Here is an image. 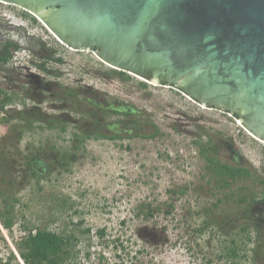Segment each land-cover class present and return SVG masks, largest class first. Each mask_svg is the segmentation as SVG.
<instances>
[{
    "label": "rangeland",
    "instance_id": "obj_1",
    "mask_svg": "<svg viewBox=\"0 0 264 264\" xmlns=\"http://www.w3.org/2000/svg\"><path fill=\"white\" fill-rule=\"evenodd\" d=\"M1 47L0 264H26L43 229L79 236L64 264H262L264 144L232 115L72 51L17 6L0 4ZM212 141L241 172L203 156Z\"/></svg>",
    "mask_w": 264,
    "mask_h": 264
},
{
    "label": "water",
    "instance_id": "obj_2",
    "mask_svg": "<svg viewBox=\"0 0 264 264\" xmlns=\"http://www.w3.org/2000/svg\"><path fill=\"white\" fill-rule=\"evenodd\" d=\"M0 1L72 49L232 115L264 142V0Z\"/></svg>",
    "mask_w": 264,
    "mask_h": 264
},
{
    "label": "trees",
    "instance_id": "obj_3",
    "mask_svg": "<svg viewBox=\"0 0 264 264\" xmlns=\"http://www.w3.org/2000/svg\"><path fill=\"white\" fill-rule=\"evenodd\" d=\"M42 45L44 46V43ZM15 47L18 48L17 45ZM10 57L11 55L8 53L5 57L0 56V60L2 59L4 62H7ZM58 61L61 60L59 59ZM89 114H91L90 120L94 127L90 133L82 132L88 135L97 134L100 128L98 115L94 113ZM201 153L209 162L220 164L225 170L230 171L233 176L236 175V171H242L241 167L236 169V165L238 164L233 168L227 164L226 160L220 155L221 152L218 149V144L214 141L202 145ZM33 172H36V170H33ZM81 225L82 222H78L75 226L80 227ZM90 232L89 228L82 230L84 234H89ZM79 241V236L76 234L63 235L47 229L37 230L34 234L29 232V235L21 244V256L26 264H64L71 259L72 253L78 246Z\"/></svg>",
    "mask_w": 264,
    "mask_h": 264
},
{
    "label": "flooded vegetation",
    "instance_id": "obj_4",
    "mask_svg": "<svg viewBox=\"0 0 264 264\" xmlns=\"http://www.w3.org/2000/svg\"><path fill=\"white\" fill-rule=\"evenodd\" d=\"M1 4V3H0ZM6 4H8V3H6ZM9 6H13V7H16V5H14V4H8ZM17 7H19V6H17ZM26 11V10H25ZM26 12H28V11H26ZM29 13V12H28ZM30 14V13H29ZM17 46H19V45H17ZM15 48H17V47H14L13 49L15 50ZM8 53H10V52H8V50L6 49V48H4V47H1L0 48V56H3V57H5V55H7ZM9 60L10 59H8V61L7 62H4L2 59L0 60V67H5V66H7V64L9 63ZM31 65H33V66H35L36 68H39V69H41L42 68V63H41V61H38L37 59H33L32 61H31V63H30ZM22 67H25V70H28V71H32L31 70V68L29 67V66H25V65H23ZM33 75H31V77H32ZM0 79H7L8 78V76H6V75H4V74H1V71H0ZM7 77V78H6ZM35 77L36 78H38L39 76L38 75H35ZM113 136L115 135V134H117V132H114V134L113 133H111ZM108 136H111V135H108ZM263 242H264V239H263ZM262 264H264V243L262 244Z\"/></svg>",
    "mask_w": 264,
    "mask_h": 264
},
{
    "label": "bare ground",
    "instance_id": "obj_5",
    "mask_svg": "<svg viewBox=\"0 0 264 264\" xmlns=\"http://www.w3.org/2000/svg\"><path fill=\"white\" fill-rule=\"evenodd\" d=\"M0 3L2 4V3H4V4H6L5 2H2V1H0ZM31 15H33L35 18H37L40 22H41V24L50 32V34H52L61 44H64L45 24H44V22L40 19V18H38L37 16H35L33 13H31V12H29ZM67 46V45H66ZM72 51H73V49H71ZM96 56V58L98 59V60H100V61H102L99 57H97V55H95ZM110 67H112V69H116L115 67H113V66H111V65H109ZM116 70H118V69H116ZM129 74H131V75H133L134 77H136V78H138V79H140V80H145V79H141V77L139 78V76L137 77V75H134V74H132V73H129ZM166 87V86H165ZM186 96V95H185ZM188 99H190V100H192L190 97H188V96H186ZM193 101V100H192ZM195 102V101H194ZM239 124V126H241V127H243L240 123H238ZM244 128V127H243ZM244 130L250 135V136H252L253 137V139H255V140H257L258 142H260V143H262V144H264V142H262V141H260V140H258L257 138H255L253 135H251L245 128H244Z\"/></svg>",
    "mask_w": 264,
    "mask_h": 264
},
{
    "label": "clouds",
    "instance_id": "obj_6",
    "mask_svg": "<svg viewBox=\"0 0 264 264\" xmlns=\"http://www.w3.org/2000/svg\"><path fill=\"white\" fill-rule=\"evenodd\" d=\"M2 4H4V3H2ZM8 17H9V16H8ZM14 25L18 26L19 28L27 29V28H26L24 25H22V24H20V25L14 24Z\"/></svg>",
    "mask_w": 264,
    "mask_h": 264
}]
</instances>
